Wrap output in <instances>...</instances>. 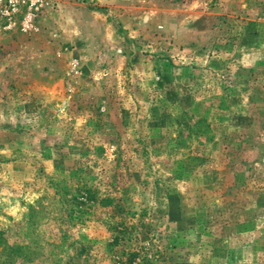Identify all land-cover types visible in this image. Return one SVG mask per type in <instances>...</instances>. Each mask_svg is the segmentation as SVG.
<instances>
[{
    "label": "rangeland",
    "instance_id": "rangeland-1",
    "mask_svg": "<svg viewBox=\"0 0 264 264\" xmlns=\"http://www.w3.org/2000/svg\"><path fill=\"white\" fill-rule=\"evenodd\" d=\"M16 2L0 264H264V0Z\"/></svg>",
    "mask_w": 264,
    "mask_h": 264
},
{
    "label": "built area",
    "instance_id": "built-area-1",
    "mask_svg": "<svg viewBox=\"0 0 264 264\" xmlns=\"http://www.w3.org/2000/svg\"><path fill=\"white\" fill-rule=\"evenodd\" d=\"M17 10H18V4L16 0H7V4L4 8L5 13L11 16L14 13H16Z\"/></svg>",
    "mask_w": 264,
    "mask_h": 264
},
{
    "label": "trees",
    "instance_id": "trees-1",
    "mask_svg": "<svg viewBox=\"0 0 264 264\" xmlns=\"http://www.w3.org/2000/svg\"><path fill=\"white\" fill-rule=\"evenodd\" d=\"M10 249H9V251H10V253L12 254V256H14V255H16V254H19L17 251H15V249H13V248H11V247H9ZM16 249H19V248H16Z\"/></svg>",
    "mask_w": 264,
    "mask_h": 264
}]
</instances>
